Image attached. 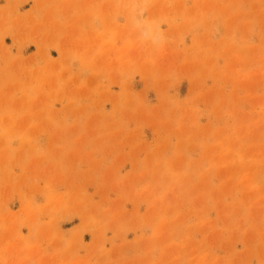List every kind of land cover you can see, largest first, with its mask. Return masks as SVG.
<instances>
[{"label":"rangeland","instance_id":"1","mask_svg":"<svg viewBox=\"0 0 264 264\" xmlns=\"http://www.w3.org/2000/svg\"><path fill=\"white\" fill-rule=\"evenodd\" d=\"M0 264H264V0H0Z\"/></svg>","mask_w":264,"mask_h":264}]
</instances>
